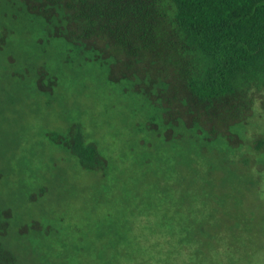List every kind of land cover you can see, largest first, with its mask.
Listing matches in <instances>:
<instances>
[{
	"label": "rangeland",
	"instance_id": "1",
	"mask_svg": "<svg viewBox=\"0 0 264 264\" xmlns=\"http://www.w3.org/2000/svg\"><path fill=\"white\" fill-rule=\"evenodd\" d=\"M0 4V207L10 213L6 247L32 257L73 258L76 264L174 249L183 251L177 264H264V152L255 149L264 115L258 107L244 127L232 128L242 136L240 147L224 140L196 146L189 138L163 139L154 128L162 133L158 111L131 94L126 83L109 82L104 66L64 45L52 47L17 5ZM40 67L52 68L58 78L53 92L36 86ZM76 124L98 145L103 170H82L47 138ZM143 177L169 187L192 229L199 222L194 193L216 194L213 220L208 211L201 215L200 238L206 243L191 249L175 235L172 245L164 244L163 233L154 245L153 238L147 244L145 237L125 233L123 226L148 224L140 218Z\"/></svg>",
	"mask_w": 264,
	"mask_h": 264
},
{
	"label": "trees",
	"instance_id": "2",
	"mask_svg": "<svg viewBox=\"0 0 264 264\" xmlns=\"http://www.w3.org/2000/svg\"><path fill=\"white\" fill-rule=\"evenodd\" d=\"M6 1L30 17L52 47L64 45L76 56L99 63L109 82L126 83L131 94L157 110L162 133L159 126L154 128L163 139L189 138L196 146L224 140L240 147L242 136L232 128L244 127L255 107L264 115V0ZM35 75L41 91L53 92L58 78L52 68L40 67ZM47 138L64 148L82 170L106 167L98 145L87 140L80 125H71L65 134L48 133ZM255 149L263 154L264 134L256 139ZM144 185L140 218H147L148 224L123 226L127 235L145 237L148 244L165 233L167 240L162 243L169 245L179 235L196 250L206 243L200 238L201 215L208 211L213 220L216 194L194 193V217L199 222L192 229L182 221L184 215L167 185L143 177ZM162 205L167 208L160 213ZM9 218L10 213L0 207V264H76L73 258L32 257L6 247ZM182 255V249H174L102 260L104 264H177Z\"/></svg>",
	"mask_w": 264,
	"mask_h": 264
}]
</instances>
